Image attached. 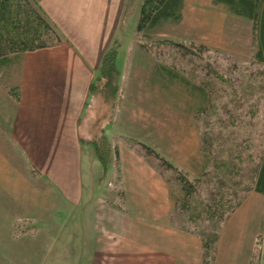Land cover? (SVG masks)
Instances as JSON below:
<instances>
[{"label":"crops","instance_id":"crops-1","mask_svg":"<svg viewBox=\"0 0 264 264\" xmlns=\"http://www.w3.org/2000/svg\"><path fill=\"white\" fill-rule=\"evenodd\" d=\"M37 1L61 40L0 66L7 75L0 81V264H203L200 236L176 222L174 179L125 139L178 150L175 165L205 170L191 126L186 140H172L174 126L159 122L168 120L169 106L175 117L174 97L161 100L174 68L133 46L131 36L126 70L117 52L120 98L112 117V106L89 88L104 51L123 39L127 0ZM212 16L221 44L225 18ZM98 132L116 148L117 162L113 151L105 166L96 158ZM112 172L116 187L107 180V189ZM212 244L211 264H264V191L243 195Z\"/></svg>","mask_w":264,"mask_h":264},{"label":"rangeland","instance_id":"rangeland-1","mask_svg":"<svg viewBox=\"0 0 264 264\" xmlns=\"http://www.w3.org/2000/svg\"><path fill=\"white\" fill-rule=\"evenodd\" d=\"M141 2L142 0H127V6L125 8L121 23L123 39H113L108 47L112 46L119 49V66H121L122 63L123 70H126L129 66V63L131 62L132 57L130 45H132L133 38H131V36L135 35L133 46L136 45L141 47L144 51L149 53L151 58L154 57L156 60H159L160 66L174 68L173 71L175 74V82L174 84L161 87L165 92V95L161 98V100H166L168 98L170 104L172 98L174 97L176 104L174 108L175 117L174 120H172L173 111L171 106H169L168 109H164V111L169 115L168 120H166V118L161 115L159 122L162 124L163 121H169V124L174 126L176 132L171 133L172 140L179 138L182 141V137L184 140H186V138L189 136V126H191L192 130L194 131V134L191 132L193 134V141L195 140V137L197 141V143L193 142L194 146L196 144V154L198 156L201 154L206 165L205 170H202V167L200 171L195 173L189 172L185 166H182V168L176 165L177 168L185 173L187 178L191 179L192 181L196 179L193 181V184H191L193 188L188 194H180L181 192L175 193L176 222L177 224H182V226L184 225L188 229L202 228L204 231L207 230L208 234H210L214 232V227L212 226L217 224L214 223V221H219L220 219L219 215H217L215 212L217 211L216 209L218 206H222V208L224 207L225 210H229L234 202V197L231 196V192L227 193L228 199L226 201H224L226 194L224 193V196H221L223 192L220 193L221 186L219 188L217 184L218 176L216 175L215 164L216 155L220 153L222 156L225 152L223 149L221 150L220 144V147L217 148L218 143L215 139H211L210 137H208L207 143L209 146L207 148L205 147V143L202 141V134H200L201 127H208L206 120L207 113L212 111L211 117H209V136L211 133L214 136L216 128L219 126L220 129L221 125L223 128L220 129L221 132L233 131L231 125L234 124V126H237L239 122L237 121V118L232 116L234 114L231 115V108L233 111H236L235 113H238L236 105L241 103L245 108L247 107V100L249 97L246 96V86L249 82L248 79H250V82L255 84L254 91L256 99H258L255 109L258 110V112L256 111V116H251L253 119V121L250 119V121H252L251 125H247L243 128L240 127V138H244L248 135L250 141L253 140L250 150L255 153L250 152L251 154L248 156L250 161L257 159V153L264 148V92L261 87V84L264 86V66L263 63L257 62L253 57L255 39L252 34L251 21L232 14L226 6L221 3H214L212 0H182L180 7V17L178 19H167L158 25L138 32L136 30V22ZM215 13L218 15L214 16ZM211 16L212 19H214L216 16L225 18L224 36L223 42L221 44L215 40L214 24L210 25ZM199 20L202 22V31L200 29ZM207 20L209 21V24L207 23L205 28L203 22H207ZM206 33H209V35L207 38H204ZM199 35H203V38H199ZM175 43L181 44L182 46L186 47L187 50H185V48L182 46H177ZM17 55L9 54L7 58L10 57L9 60L14 62L17 60ZM1 65L2 62H0V66ZM98 74L99 72H97L96 78L98 77ZM4 76L7 75L5 73L2 75L0 74V81L1 79H5ZM96 78L94 81V83H96V88L93 90V92H91V94L96 95L100 101L106 102L109 108L112 106L111 110L113 117L115 112L113 108L114 106H117L120 95L116 99H105L103 93L101 92L102 81L100 80L101 82L99 83ZM202 81L203 83L204 81L209 83L207 93L209 102L206 103L202 99V102L197 105V89L200 93ZM232 82L240 94L239 99H244L245 97V103H242L241 101L233 102L230 101V98H219L222 88L225 89L223 92L224 94H230L228 93V90L232 87V84H230ZM234 98L237 99L238 97L234 96ZM224 101L228 102L229 106H225L223 108L222 103ZM218 109L224 111V115L222 118H220V125H218L215 120V112ZM246 117H244L245 120ZM247 129L249 130L248 133H246ZM242 133L246 134L244 135ZM99 135V132L95 133L92 140L100 137ZM223 135H225V133ZM142 142L151 146L153 149L156 148L149 141L143 140ZM155 144L159 145L160 143ZM224 144L225 146L227 145L225 142ZM185 151L191 154V149H188V145H186ZM160 152L163 154V156L165 155L166 157H164L173 164L174 161L180 160L177 158L181 157L183 154L175 149L172 151L163 150ZM247 153L248 152L246 151H242V154ZM141 155H143L146 159H151L158 164L157 159H155L152 155ZM193 160L191 161L192 166L193 164L200 163L199 161L193 162ZM160 168H163L162 170L166 169L170 176L175 175L174 172L169 168ZM114 174L115 173L112 172L111 177H108V175H105L104 177V186L107 189H109V187L106 185L107 180L112 182L111 187H116V183L114 182ZM177 188L178 185H176V191ZM202 201L203 204L206 203L209 206V208L207 207L208 209H211L213 212H215L214 216L207 215L208 211L206 208H204V210L200 206ZM224 215L225 212H223V216Z\"/></svg>","mask_w":264,"mask_h":264},{"label":"trees","instance_id":"trees-1","mask_svg":"<svg viewBox=\"0 0 264 264\" xmlns=\"http://www.w3.org/2000/svg\"><path fill=\"white\" fill-rule=\"evenodd\" d=\"M212 1L214 3L223 4L232 14L251 21L252 34L255 39L253 57L257 62H262L264 59V0ZM31 2L32 0H0V62H2V64L8 63V61H10V57L7 58L9 54H18L17 56H19L24 51L51 46L61 40L59 32L57 31L55 26L47 19L44 12L40 9L37 3L38 1L33 0V2ZM181 4L182 0H142L139 7L136 30L140 32L142 30H146L155 25H158L159 23L167 19H178L180 17ZM175 44L177 46H182L178 43ZM184 48L185 50H187L186 47ZM117 52V47H108L104 51L99 63V74L96 80L99 81V83L102 81L101 92L103 93L105 99H116L119 97L118 87L116 83L118 74V70L116 67ZM248 80L249 82L246 86V96L249 97V99L247 100V107L245 108L241 103L239 105H236L238 113H235L236 111H233L231 108V115L234 114L232 116L237 118V121L241 123H238L237 126H234V124L231 125L234 133L233 131L221 132V125L220 129L219 126L216 128V132L214 135L215 137L212 133L209 136V117H211L212 111H209L207 113L206 120L208 127H201L200 134H202V141L203 143H205V147L207 148L209 146L207 145V143L208 137H210L211 139H215L218 143L217 148L220 147V144L221 150L223 149L225 152L223 154L224 156H221L220 153L216 155L215 164L216 175L218 176L217 184L219 188L221 186L220 193L223 192L221 196H224V193L226 194L224 201L228 199V192H231V196L234 197V202L229 210H225L224 207L222 208V206H218V208L216 209L217 211L215 212L217 215H219L220 219L219 221H214V223H217L215 224V226H212L214 227V232L208 234V231H204V229L202 228L193 229L198 233L202 241V245L204 248L203 264H211L213 251L212 238L216 236V233L219 230L222 221L239 204L243 195L250 189L259 190L262 192L264 191V148L257 153V159H255L254 161H250V159H248V156L251 153H255L250 150L251 144H253V140L250 141L248 135L244 138H240L241 128L246 127L247 125H251L253 121L251 116H256V111L258 112V110L255 109L258 101V99H256L254 91L255 84L250 82V79ZM95 84L96 83L93 82L90 85V92H93V90L96 88ZM230 84H232V87L228 90V93L230 94H224L223 92L225 91V89L222 88V92L220 93L219 98H230V101H241L242 103H245V97L244 99H239L240 94L237 91L234 83L232 82ZM208 86L209 83H207L206 81H204L203 83L202 81L200 93L197 89V94L200 95L202 99L204 97V94H206V103L209 102V97L207 96ZM261 87L264 92L263 84H261ZM9 91L15 98L17 97L16 89L12 88ZM234 96H237L238 98L236 99L234 98ZM228 104V102L224 101L222 103V107H227L229 106ZM223 115L224 111H221L219 109L215 112V120L218 125H220V118H222ZM244 117H246V120L244 119ZM250 119L252 121H250ZM248 131L249 130L247 129L246 133H248ZM224 133L225 135H223ZM246 133L242 134L245 135ZM99 136L100 137L92 140L93 151L96 158L102 165L105 166L108 163L110 154L113 150L115 154V160L117 162L118 152L116 148H112L104 134H100ZM125 139L130 146L136 147V149L140 150L142 154L152 155L155 159H157L160 167L169 168L174 172L175 175H171L170 177L174 179L176 185H178L176 192H181L180 194H188L190 192V190L193 188L191 184H193V181L196 179L192 181L191 179L187 178L185 173L177 168L176 165H174L161 153H159L157 150L153 149L146 143L134 138ZM224 142L227 144L226 146ZM242 151H246L248 153L242 154ZM117 205L118 207H120V203ZM200 206L203 209L206 208V210L208 211L207 215L214 216L215 212H213L211 209H208L209 206L206 203L203 204L202 201V204ZM223 212H225L224 216Z\"/></svg>","mask_w":264,"mask_h":264}]
</instances>
